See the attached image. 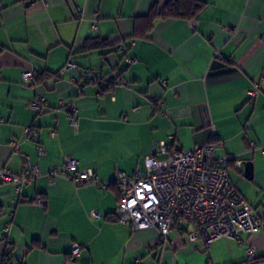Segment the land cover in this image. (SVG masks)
<instances>
[{"label": "crops", "instance_id": "0c3cea01", "mask_svg": "<svg viewBox=\"0 0 264 264\" xmlns=\"http://www.w3.org/2000/svg\"><path fill=\"white\" fill-rule=\"evenodd\" d=\"M166 1L0 0V169L21 173L28 157L39 174L17 203L15 185L0 183L6 264H264V232L205 247L184 223L160 243L156 228L133 230L111 219L119 193L103 183L117 170L145 172L144 157L159 142L190 149L212 140V131L217 156L240 158V171L229 163V177L264 217V82L254 99L247 96L264 76V0H204L196 19L159 18L135 36L134 19ZM90 38L104 43L84 52ZM122 41L126 53L116 50ZM217 52L226 59L218 72ZM67 62L74 67L63 70ZM30 69L39 75L25 85L21 75ZM112 74L129 85L104 86ZM39 96L36 112L28 104ZM28 126L36 136H27ZM67 157L92 170L97 183L57 177L49 185L45 175ZM38 196L45 205L32 202ZM73 244L83 246L78 256Z\"/></svg>", "mask_w": 264, "mask_h": 264}, {"label": "built area", "instance_id": "2783aa9c", "mask_svg": "<svg viewBox=\"0 0 264 264\" xmlns=\"http://www.w3.org/2000/svg\"><path fill=\"white\" fill-rule=\"evenodd\" d=\"M220 52L214 54L212 62H222ZM74 67V63L67 62L63 70ZM89 69L85 74H90ZM36 72L32 69L22 73L21 79L25 85L32 84ZM97 80V78H93ZM110 82L115 85L128 86L129 81L112 74ZM259 82H264L262 76L247 90L249 99H254L259 92ZM42 98L39 96L28 107L40 112L43 108ZM160 101L156 102L157 109ZM60 106H64L60 101ZM67 114L73 127H77L78 118L73 105L67 106ZM27 136H36L38 131L32 126L25 127ZM53 135L54 131L51 132ZM216 133L212 131V140L204 145H195L190 149L170 146L161 141L156 145L153 153L144 157L145 172L135 171L128 175L117 170L112 182L103 183L107 188L115 185L119 192V199L111 219L127 225L133 230L156 228L159 242L167 241L168 233L184 223L191 227L188 236L200 239L205 247L217 238L240 240L242 235L264 232V217H259L241 196L232 183L229 174V162L233 161L237 171L241 170L240 158L233 155L217 156L215 150L220 146L215 140ZM15 145V144H14ZM259 148L251 146V150ZM264 152V147H260ZM38 153H43L41 144H36ZM24 170L16 173L0 169V183H13L17 203L22 189L32 178L39 176L35 166L25 157ZM49 185L55 183L57 177L64 178L75 185L97 183L95 173L90 169H79L77 161L67 157L63 167H54L46 175ZM34 204L45 205L46 200L38 196L32 200ZM98 215L94 213L92 218ZM83 246L73 244L70 248L73 256H78ZM250 257L253 248H248ZM6 252L0 251V264L3 263ZM134 264H139L136 261Z\"/></svg>", "mask_w": 264, "mask_h": 264}, {"label": "trees", "instance_id": "16d2710c", "mask_svg": "<svg viewBox=\"0 0 264 264\" xmlns=\"http://www.w3.org/2000/svg\"><path fill=\"white\" fill-rule=\"evenodd\" d=\"M205 6L204 0H167L162 7L157 5H152L146 15H142L136 17L134 19V35L135 36H142L147 31H149L153 23L156 19L164 18V19H186V20H194L197 18L199 12ZM133 39H129L128 42H132ZM125 41L120 42L116 45V50L122 53H126L127 45L124 43ZM104 41H100L96 38H90L86 41L83 51H90L92 49L100 48L103 45ZM226 59L223 58L222 62H212V67L217 69L216 72L226 69ZM36 73L35 78L37 79ZM117 75V74H116ZM120 77L119 75H117ZM33 80V81H34ZM99 80V79H98ZM97 81V80H96ZM115 84L110 82V78L104 82V86L113 87ZM230 161L229 163H231ZM119 193V192H118ZM7 256L4 257L3 263L6 264L5 261Z\"/></svg>", "mask_w": 264, "mask_h": 264}]
</instances>
